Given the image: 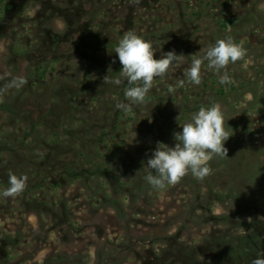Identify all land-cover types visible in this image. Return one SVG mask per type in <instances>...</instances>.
<instances>
[{
	"label": "rangeland",
	"instance_id": "374dc122",
	"mask_svg": "<svg viewBox=\"0 0 264 264\" xmlns=\"http://www.w3.org/2000/svg\"><path fill=\"white\" fill-rule=\"evenodd\" d=\"M129 32L149 41L155 58L173 50L182 56L154 78L139 110L141 131L132 130L131 112L119 110L117 130L105 144L92 146L98 130L106 126V118L93 112L110 111L111 100L124 98L126 81L111 82L121 68L113 49ZM220 38H231L244 50L238 61L221 70L231 83L220 84V74L204 63L200 83L186 81L183 73L191 61ZM14 76H23L26 84L20 89L4 87ZM213 104L224 115L227 154L207 161L210 172L198 202L212 206L221 221L203 226L188 222L184 205H177L184 203L175 200L185 196L174 198L176 193L165 186L155 194L158 228L141 226L130 235L140 239L155 230L159 236L184 226L183 236L198 245L192 264H250L252 258L264 256V181L250 176L256 163L264 167V0H0V161L17 176L29 174L21 192L0 195V264L71 263L55 260L61 255L77 256L76 264H104V250H115L123 238L126 223L117 216L124 213V199L112 206L105 191L94 196L96 179L52 186L46 174L62 168L58 155L79 160L78 166L64 163L65 168H99L101 154L112 145L128 137L138 145L148 141L146 137H157L153 130L147 134L157 109L170 110L173 119L158 126L170 131L181 129L176 122L188 121L199 107ZM74 143L86 145L79 153L89 158L88 166ZM114 154L115 165L122 168L125 162ZM103 159L107 166L113 163ZM24 160L27 166L20 164ZM36 171L45 175L33 177ZM122 181L117 182L118 190ZM206 182L220 190L213 201ZM221 187L229 188L231 196L221 195ZM4 188L0 185V192ZM135 245L143 255L145 247ZM123 257L116 259L124 264ZM179 260L177 264H191Z\"/></svg>",
	"mask_w": 264,
	"mask_h": 264
},
{
	"label": "trees",
	"instance_id": "16d2710c",
	"mask_svg": "<svg viewBox=\"0 0 264 264\" xmlns=\"http://www.w3.org/2000/svg\"><path fill=\"white\" fill-rule=\"evenodd\" d=\"M100 95L101 93H99V98L101 100L102 95L101 96ZM223 95L226 94L223 93ZM124 98L111 100L113 101V103L108 104L109 105L108 107L112 109L110 111L102 112L98 109L97 111L93 112V113L97 112L101 114L103 118H106L105 122L107 127L104 126L100 128V130H98L95 138L96 142L93 143L92 146L95 144L96 145L105 144L106 139H109L107 137H109L111 133H114L117 130L119 117L124 110H128L133 114L132 130L134 132L141 131L140 127H142V125L139 124L141 118L138 117L141 113V111L139 110L143 108L141 107V105L145 101V99L142 103H132L125 96ZM115 101H122L120 104H125V105L130 104V107L128 106L124 109L117 108L116 107L117 104H115ZM119 110H121V113L117 115L116 111ZM155 114H156V119L154 120L155 124L153 123L151 126H149L150 130H147V134H149L150 131L153 130L156 133L157 137L154 136L153 138L146 137L148 141L143 140V142L140 145H138L137 139H135L136 140L135 142H130L131 137H128L127 141L124 142L123 144H116V145H112L111 148H107L106 151L103 154H101L102 159L100 160V163L98 165L99 168L98 167L94 169L90 168V170L89 169L73 170L72 168L73 166L79 165L78 163L79 160L76 157L68 159L67 157H65V155L59 154L58 160L61 162V164H63L62 168H60L58 172L52 171V172H48L50 174H46L47 175L46 182L47 179H49L50 181L49 183L52 184V186L54 187L65 186L69 181L71 180L75 181L76 179L77 180L83 179V181L87 180V182H89L90 179H96L98 189L97 192H94V196L100 194L101 190L105 191L106 200L112 203V206L115 205V203H117L123 197L124 207H125L124 213L119 212L117 216L118 221L122 219L125 220L126 223V225L123 228V238L120 242H118L115 250L113 248L108 253H106L104 250V252L102 253V255L107 257V260L105 262L111 261L110 264H121L116 259V256L120 254L124 255V257L121 260L124 264L128 263L129 261L131 263L134 262V264L135 263L177 264L180 261L179 259H181L182 261L187 260L192 264L193 263L192 259H194L195 256H198L196 254L198 245L191 244L192 237L188 238L183 236L182 231L186 229L184 226L180 227L179 230H166L163 233L160 232L161 234L159 233L160 234L159 236H155L154 234L155 230L154 232H152L153 234L149 232L150 235H146L144 237L142 236L140 237V239L134 238L130 235V231L132 232L133 229L135 228H141V226L147 227L149 225V228L153 229V228H158V226L160 225V223L158 222L160 221L161 216L159 215V210H157L155 203V194L157 190L149 186L144 180V177L148 174L150 170L146 166L143 167L144 165L142 162L146 163V160L151 155L152 150L157 146V142L163 144L171 143L172 145H174L175 141L173 139V133L171 134L168 133L170 131L178 132L181 130L179 129V130L163 131V128L162 129L158 128L161 121L165 119L170 121L173 119L170 110H164L162 108H159L157 109ZM180 117L183 116L180 115ZM182 124L183 122H180V120L176 122V125L178 126ZM52 135L57 136V134H52ZM88 142L86 141L85 144L87 145ZM85 144L81 146V144L79 145L77 143H74L73 146L75 148V151L78 152L79 158L80 157L83 158L81 161L83 165L86 167L89 165V161H88L89 158L84 157V154H80L82 153V151L79 153L80 150H83L86 147ZM114 152L118 154L119 159H123V161L125 162L122 168H119L115 165L117 157H114L115 156ZM124 152L126 154L123 155ZM59 153H62V151H59ZM110 156L112 158H110ZM104 157L110 159L109 161L113 159V163H111L110 166H107L106 163L107 161L103 159ZM40 158H42L40 159V161H44L43 156H40ZM23 163L27 166L25 160L20 162V164ZM64 163H69L70 165L73 166L71 168L68 167L65 168ZM206 163L208 164V162ZM2 164H5V162L1 163L0 161V185L6 187L7 176L9 173L12 172L8 168V165L7 167H2ZM254 167L255 170L252 174L250 173V176L258 175L256 178L264 181V171H263L264 167L260 165V162L256 163ZM51 173H53V175H51ZM22 175H24L25 178L29 177V174L27 175L22 174ZM34 175H39V176L45 175V171H41V172L36 171V173H32L33 177ZM120 179H123V181L120 183V186L122 188L118 190L116 186H118L117 182ZM204 181H205L204 178L196 179L189 172L184 177H182L176 184L166 185L171 187L173 193H176V195L173 196L174 198H176L178 195L185 196L183 200L181 199H175V200L177 203H181V202L184 203L177 205L180 206L184 205L183 209L188 212L187 214L189 218L188 222L190 221L193 225L197 224V222L200 223V225L202 226L205 225V222H207V224L214 222L213 224H215L220 222L222 218V216L213 214V212L211 211L212 206H203L200 205V203L198 202L200 198V191L203 190L204 188L203 186ZM206 183H207V186L205 185V188L207 187L206 193L210 197L211 199L210 201H213L214 198L220 196L218 193L220 190L218 188L217 191L213 190L210 183L208 182ZM113 185H115V187ZM194 186L198 187L199 189L194 188ZM231 193L232 192L230 191L229 188L227 189L225 187H221V195H225V198L227 195L231 196ZM97 199L101 201L100 204H102L103 201L101 200V197H97ZM199 214H202L203 216H199ZM199 217L200 220H202L203 217L204 219L202 221L204 222L198 221ZM170 219L171 222H173V220L175 221L174 217L173 218L171 217ZM135 243H138V245H141L143 248L145 247V253L143 255L137 254V252L135 251L136 248ZM157 245H160L161 248L158 247ZM170 248H173V250H171ZM105 249H109V248H105ZM179 249L183 250V252L179 251ZM76 258L77 256L65 257L61 255L59 258L56 257L55 260L57 261L65 260V261H70L71 263L69 264H76V261L74 260Z\"/></svg>",
	"mask_w": 264,
	"mask_h": 264
},
{
	"label": "clouds",
	"instance_id": "9594fccd",
	"mask_svg": "<svg viewBox=\"0 0 264 264\" xmlns=\"http://www.w3.org/2000/svg\"><path fill=\"white\" fill-rule=\"evenodd\" d=\"M113 52L121 68L119 77L111 82L119 85L122 80L126 81L124 96L132 103H142L154 78L163 76L170 65L178 63L182 56L173 50L163 53L160 58H155L151 43L132 32L124 34L119 39ZM243 55L244 50L231 38L216 39L204 50L202 56L197 55L191 61L183 77L188 82L199 84L201 66L204 63L208 69L220 74V84H230V77L226 73H221V70L229 63L238 61ZM104 83L109 81L104 80ZM25 84L26 79L23 76H14L4 87L20 89ZM116 107L126 108L128 105L118 103ZM180 128V131L173 132L175 141L173 146L157 142L146 163L142 162L143 167L146 166L150 170L144 180L153 189L159 190L166 185H174L189 172L194 178L203 179L210 172L206 162L213 155L227 154L224 144L229 135L224 115L217 105L199 107L188 121L180 125ZM25 181L24 176L9 173L7 186L0 195L3 197L16 195L24 189ZM250 264H264V256L252 258Z\"/></svg>",
	"mask_w": 264,
	"mask_h": 264
}]
</instances>
